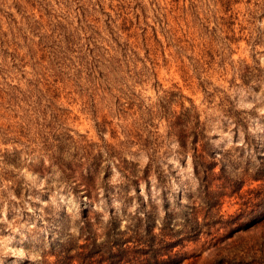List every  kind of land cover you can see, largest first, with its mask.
I'll return each mask as SVG.
<instances>
[{
	"label": "rangeland",
	"instance_id": "obj_1",
	"mask_svg": "<svg viewBox=\"0 0 264 264\" xmlns=\"http://www.w3.org/2000/svg\"><path fill=\"white\" fill-rule=\"evenodd\" d=\"M259 190L264 0H0V264H89L193 208L177 264L230 260Z\"/></svg>",
	"mask_w": 264,
	"mask_h": 264
},
{
	"label": "trees",
	"instance_id": "obj_2",
	"mask_svg": "<svg viewBox=\"0 0 264 264\" xmlns=\"http://www.w3.org/2000/svg\"><path fill=\"white\" fill-rule=\"evenodd\" d=\"M260 178L258 176L256 180ZM256 199L250 212L246 208L236 217L251 214L252 222L249 227H254L264 219L263 190L257 191ZM137 213L132 217L133 222L124 230L115 235L108 231L107 239L102 243L93 241L90 244V252L83 255L82 258H86V262L89 264H177L181 257L180 252L175 250V247L181 245L184 239L196 240L204 228L211 225L206 216H203V219H207L205 222H199L198 211L193 208V215L181 229L174 230V228H169L168 224H163L160 225L159 231L155 232L156 226L150 220L149 214ZM224 222L221 223L226 224L228 221ZM114 226V224L110 225L111 228H115ZM241 229V225L230 229L226 237H230ZM180 235H184V237ZM243 253L233 254L230 260L222 257L221 262L217 260L213 264H264V235L258 242L257 248L249 249L248 252Z\"/></svg>",
	"mask_w": 264,
	"mask_h": 264
}]
</instances>
